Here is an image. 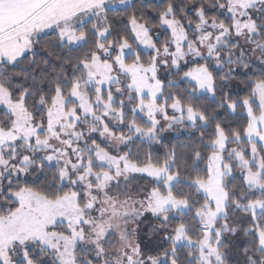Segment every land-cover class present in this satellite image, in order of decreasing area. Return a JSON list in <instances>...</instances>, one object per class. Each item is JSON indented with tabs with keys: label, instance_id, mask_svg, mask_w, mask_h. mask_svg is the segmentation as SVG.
Returning <instances> with one entry per match:
<instances>
[{
	"label": "snow or ice",
	"instance_id": "snow-or-ice-1",
	"mask_svg": "<svg viewBox=\"0 0 264 264\" xmlns=\"http://www.w3.org/2000/svg\"><path fill=\"white\" fill-rule=\"evenodd\" d=\"M233 248L264 264V0H0V264Z\"/></svg>",
	"mask_w": 264,
	"mask_h": 264
},
{
	"label": "trees",
	"instance_id": "trees-1",
	"mask_svg": "<svg viewBox=\"0 0 264 264\" xmlns=\"http://www.w3.org/2000/svg\"><path fill=\"white\" fill-rule=\"evenodd\" d=\"M115 22L117 24H119V20L115 19ZM233 92H239L240 95L244 94L243 91V85L238 84L237 82H233ZM231 123L233 124V126H236L235 121H231ZM198 135V133H197ZM186 137L184 135H179L176 132H168L165 133L164 135V144L162 145H153V153L155 154H160L163 155L164 152V145H168L169 147H171L173 144L177 143L178 140H185ZM238 176V175H237ZM147 179L148 178H138L136 181L133 182L132 185H130L131 187H137L138 190L140 188V186H148L147 185ZM237 181H233V183H237ZM245 238L242 236L241 233V238L240 240L235 241V243L243 245ZM166 246V245H165ZM229 260L231 261V264H243V259L242 256L237 255L236 249L233 248L231 250V253L229 255Z\"/></svg>",
	"mask_w": 264,
	"mask_h": 264
},
{
	"label": "rangeland",
	"instance_id": "rangeland-1",
	"mask_svg": "<svg viewBox=\"0 0 264 264\" xmlns=\"http://www.w3.org/2000/svg\"><path fill=\"white\" fill-rule=\"evenodd\" d=\"M165 135V134H164ZM237 175H239L238 173H237ZM138 178H146V177H138ZM136 188V190H138V188L137 187H135Z\"/></svg>",
	"mask_w": 264,
	"mask_h": 264
}]
</instances>
